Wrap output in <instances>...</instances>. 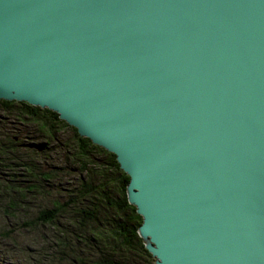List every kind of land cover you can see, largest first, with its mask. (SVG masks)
<instances>
[{
	"label": "water",
	"instance_id": "95a60500",
	"mask_svg": "<svg viewBox=\"0 0 264 264\" xmlns=\"http://www.w3.org/2000/svg\"><path fill=\"white\" fill-rule=\"evenodd\" d=\"M1 99L116 156L156 264H264V0H0Z\"/></svg>",
	"mask_w": 264,
	"mask_h": 264
},
{
	"label": "trees",
	"instance_id": "16d2710c",
	"mask_svg": "<svg viewBox=\"0 0 264 264\" xmlns=\"http://www.w3.org/2000/svg\"><path fill=\"white\" fill-rule=\"evenodd\" d=\"M0 104L4 105L3 108L7 112V108L12 106L20 107L18 118L26 115L32 121L38 122L40 131L51 139H54V133L51 134L54 129V132L70 129L74 134L76 152L74 158H68L72 163L70 170L86 173L87 178H78L77 184H73L76 182L74 181L70 185L68 191L70 195L73 193V197L66 201V205L55 201L52 205L55 210L47 209L38 218L42 223H52L61 214L70 215L65 218L63 226H54L58 230L55 246L60 250L59 257L67 258L64 247L67 245L66 238L69 237V241L73 240L75 244L73 252L79 250L83 255L74 256V262L80 264H156L138 234L142 218L128 201L127 186L130 178L120 168L116 156L81 137L75 128L48 109L17 101L0 100ZM11 141L14 142L13 139ZM12 142L9 141L10 145L7 147L11 149L6 153H11L12 149L16 148ZM7 166L14 168L15 173L10 175L11 178L20 176L24 180L21 186H18L16 180L9 179L12 184L7 186L6 191L14 197L13 210L20 204L29 202L28 195L33 194L35 181L44 187L47 183L50 184L53 178L59 179L60 173L65 170L64 167H57L50 170V173L42 171L36 174L27 162L15 164L10 161ZM68 204L72 207H67ZM54 256L55 253H52L51 257L55 259Z\"/></svg>",
	"mask_w": 264,
	"mask_h": 264
},
{
	"label": "rangeland",
	"instance_id": "374dc122",
	"mask_svg": "<svg viewBox=\"0 0 264 264\" xmlns=\"http://www.w3.org/2000/svg\"><path fill=\"white\" fill-rule=\"evenodd\" d=\"M3 107L4 105L0 104V264H80L74 262V256L83 255L79 250L73 252L75 244L73 240L69 241V237L66 238L67 245L64 247L66 259L59 257L60 250L55 246L58 230L54 226H63L65 218L70 215L61 214L52 223H42L38 219L43 211L55 210L53 202L58 201L66 205V201L73 197V193L70 195L68 191L70 185L74 181L76 182L73 184H77L78 178H87L86 173L70 170L72 163L68 158H74L76 152L74 134L70 129L60 132H54V129L51 132L54 133V139H51L40 131L38 122L32 121L26 115L18 118L20 107L7 108L8 112ZM9 141L14 143L16 148L12 149L11 153H6L11 149L7 147L10 145ZM32 145L37 148L31 147ZM10 161L15 164L27 162L36 174L42 171L50 173V170L57 167H64L65 170L60 173L59 179L53 178L50 184L47 183L44 187L35 181L33 194L28 195L29 202L20 204L13 210L14 197L6 191L7 186L12 184L9 179L16 180L18 186H21L24 180L20 176L10 177L15 173L13 167L7 166ZM69 206L72 207L71 204L67 207ZM52 253H55V259L51 257Z\"/></svg>",
	"mask_w": 264,
	"mask_h": 264
},
{
	"label": "bare ground",
	"instance_id": "6f19581e",
	"mask_svg": "<svg viewBox=\"0 0 264 264\" xmlns=\"http://www.w3.org/2000/svg\"><path fill=\"white\" fill-rule=\"evenodd\" d=\"M7 101V100H6ZM21 109V108H20ZM17 131V130H16ZM121 168V167H120ZM129 185V184H128ZM128 187V186H127ZM133 206V205H132ZM136 208V207H135ZM136 211H137V209H136Z\"/></svg>",
	"mask_w": 264,
	"mask_h": 264
}]
</instances>
